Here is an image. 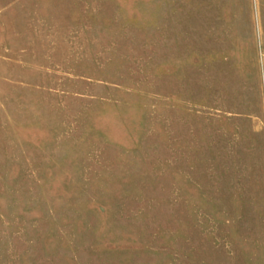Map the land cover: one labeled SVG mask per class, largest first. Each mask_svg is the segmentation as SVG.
<instances>
[{
  "label": "rangeland",
  "instance_id": "obj_1",
  "mask_svg": "<svg viewBox=\"0 0 264 264\" xmlns=\"http://www.w3.org/2000/svg\"><path fill=\"white\" fill-rule=\"evenodd\" d=\"M0 264H264V0H0Z\"/></svg>",
  "mask_w": 264,
  "mask_h": 264
}]
</instances>
